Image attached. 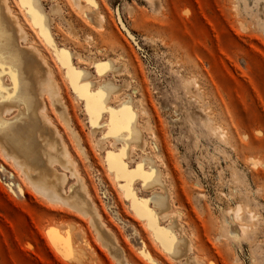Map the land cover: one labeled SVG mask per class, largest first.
<instances>
[{
  "label": "rangeland",
  "instance_id": "374dc122",
  "mask_svg": "<svg viewBox=\"0 0 264 264\" xmlns=\"http://www.w3.org/2000/svg\"><path fill=\"white\" fill-rule=\"evenodd\" d=\"M94 1L99 24L86 0H38L51 47L17 0L6 4L55 92L41 96L60 144L52 138L48 149L57 143L65 152L51 168L64 194L79 182L110 241L89 215L37 189L0 147V264H152L145 254L155 264H264V0ZM65 58L82 73L77 90ZM97 90L100 110L81 98ZM125 108L140 140L130 129L117 138ZM138 166L148 181L121 172ZM134 200L147 201L156 226L175 238L172 256ZM49 230L69 240L77 259L57 251Z\"/></svg>",
  "mask_w": 264,
  "mask_h": 264
},
{
  "label": "bare ground",
  "instance_id": "6f19581e",
  "mask_svg": "<svg viewBox=\"0 0 264 264\" xmlns=\"http://www.w3.org/2000/svg\"><path fill=\"white\" fill-rule=\"evenodd\" d=\"M78 1L79 0H73L75 5L78 4ZM89 4L93 10L87 13L88 19L94 24H99L101 22V17L94 10L97 8L96 2L91 0V3ZM39 12L42 15L40 9ZM114 13L123 29L122 31H124V34H126L128 40H130L129 42L140 51L132 33L123 26V22H121V18H119L118 10H115ZM0 24H5L7 26L8 32L13 39L15 50L21 56L22 61L21 66L18 69L17 95L12 100H5L3 103H0V119L5 121L15 120V123H13L7 130L0 132V147L9 158L19 163L20 167L31 178L37 189L41 190L48 196L55 193L62 201L69 205V207L78 208L82 213L89 215L92 222L96 223V226H98L96 227V230L99 235L104 241L109 242L110 235L101 227L98 217L96 216V210L86 198V194L79 182H76L75 185L69 187L67 194H64L61 188L62 178H60L54 169L51 168V163L54 159H65V152L63 148L59 146V141L54 136L52 128L42 114L43 107L41 96L44 91H48L51 96H54L55 92L48 76L49 73H46L40 57L32 48L23 47L20 44V40L23 39V31L19 28L10 14L6 0H0ZM43 27L47 32L45 22H43ZM65 62H68V58H65ZM102 65L103 63L101 66ZM100 69H103V67ZM6 73L7 69H5V74L0 76V88L4 89V92L0 93V97L8 95L11 88L10 78ZM107 86L110 88L112 84H108ZM22 101H25L26 103H22ZM11 111H15V114L10 118H6V115ZM90 114L93 123L97 118V112L92 111ZM109 115H111V111H109ZM128 115L129 113L125 109L122 110L119 115V118L122 120L121 122L125 121L128 118ZM17 117H19V119H16ZM115 120V118L112 120V128L117 131L119 127H116L115 124H113V121ZM128 129H130V133L133 134L137 140H140L139 130L134 126L133 120L131 124L128 125ZM118 134L117 138H122V140H124L126 131L119 132ZM52 138L59 144L55 143L54 152H51L48 149V146L52 143L50 140ZM50 141L51 143H49ZM136 170L127 172L123 168L121 172L126 179H130L132 173H137ZM140 172L143 173L141 170ZM143 175L146 181L150 179L151 174L143 173ZM152 184L158 185V182L153 181ZM77 203L80 205L78 206ZM154 223L155 227L160 230L159 235L161 236V239L166 240L169 231L158 228L155 221ZM153 235L155 236L156 234L153 233ZM176 246L177 243L174 245V248H177ZM62 247L63 246L61 245V248ZM71 252V259H77L76 254H74L72 250ZM144 257L151 261L152 264H155L148 254H145Z\"/></svg>",
  "mask_w": 264,
  "mask_h": 264
},
{
  "label": "snow or ice",
  "instance_id": "6c2138e0",
  "mask_svg": "<svg viewBox=\"0 0 264 264\" xmlns=\"http://www.w3.org/2000/svg\"><path fill=\"white\" fill-rule=\"evenodd\" d=\"M20 8H22L25 11V14L30 18L32 24L34 27H39L42 38L45 40L46 43L49 44L51 47V41L48 37V34L46 33L44 27H43V16L39 12V3L38 0H17ZM86 2L91 3V0H86ZM58 50H54L56 52ZM60 55H66L63 52H60ZM62 63V66H64L69 73V80L72 83L73 90L76 89V81L78 78L82 75L80 72H72L68 64L64 61H59ZM21 56L19 53L15 50L13 39L10 36L7 26L5 24H0V76H3L5 74V69H7V75L10 78L11 88L9 90V94L3 97H0V103H3L5 100H12L17 95V80H18V69L21 66ZM97 67V73H100V68H107V65L102 66H96ZM84 89H87L88 85L83 86ZM4 92L3 88H0V93ZM103 91L97 90V92L89 96L87 94L81 95V98L86 101H92L97 104L98 110L100 101L103 98ZM22 103H26L25 101H22ZM127 111V109L125 108ZM16 119H19L17 117ZM134 118L131 116V113L129 112L128 118L123 122L121 125V128L124 131H128V125L131 124L132 120ZM13 123H15V120H8L5 121L3 119H0V132H4L7 130ZM109 128H112V122L109 123ZM112 134V133H109ZM125 149H121V153H124ZM137 173H140L141 179H144L143 173L140 172V167H137ZM134 175V174H133ZM129 198L126 196V199ZM147 201L145 200H139V201H133V210L137 211V215L140 216L141 219L147 220L148 227L150 230L153 231L155 239L160 241L163 251L169 255L172 256L174 254V245L176 244V240L174 237H172L170 234L167 235V239H161V236L159 235L160 230L155 227L154 223V213L149 211L146 207ZM138 206V208H137ZM236 215L237 218L240 216V209H236ZM224 224L226 227L230 229L229 236L230 238L235 242L239 239L238 234L235 233L232 229L233 221L231 216L225 218ZM48 236L51 240V243L53 246L57 249L58 252L62 256H64L66 259L71 258L72 252L70 247V242L68 239L61 240L52 230L48 231ZM61 245L63 246L61 248Z\"/></svg>",
  "mask_w": 264,
  "mask_h": 264
}]
</instances>
